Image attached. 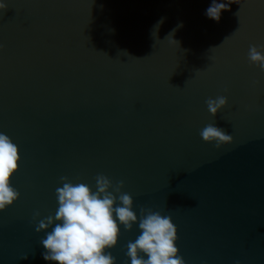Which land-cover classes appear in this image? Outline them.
Listing matches in <instances>:
<instances>
[{"label":"water","instance_id":"1","mask_svg":"<svg viewBox=\"0 0 264 264\" xmlns=\"http://www.w3.org/2000/svg\"><path fill=\"white\" fill-rule=\"evenodd\" d=\"M0 3V132L21 158L0 264H55L35 228L55 215L60 178L95 191L101 174L124 182L138 219L171 216L184 264H264V72L248 61L264 45V0H235L218 23L212 0ZM220 95L212 117L206 100ZM209 123L232 142H203ZM139 234L121 226L116 264Z\"/></svg>","mask_w":264,"mask_h":264},{"label":"clouds","instance_id":"2","mask_svg":"<svg viewBox=\"0 0 264 264\" xmlns=\"http://www.w3.org/2000/svg\"><path fill=\"white\" fill-rule=\"evenodd\" d=\"M231 2L235 0L227 3L212 0L206 9V17L218 23L222 11L230 10L228 5ZM7 9L5 3H0V12ZM163 22L161 18L155 27L159 29ZM173 33L166 38L172 37ZM174 41L179 46V42ZM248 61L264 72V45L259 48L250 45ZM227 105V98L223 95L206 100L212 117ZM199 134L203 142L214 144L218 149L233 139L224 128L214 123L205 125ZM20 159L18 147L9 136L0 132V212L6 211L19 199L20 194L13 188L11 180L18 171ZM60 179L62 187L56 189L58 208L55 215L40 220L35 228L38 234L46 233V237L40 240L46 250L42 254L45 261L55 264H116L111 250L118 244L121 226L130 232L138 223L140 234L127 244L126 255L130 264H184V259L178 254L177 229L171 216L141 208L138 219L133 211L132 196L122 192L123 181L113 184L105 175H97L96 190L93 191L86 183H73L67 177ZM39 215V212L35 213L36 217Z\"/></svg>","mask_w":264,"mask_h":264}]
</instances>
